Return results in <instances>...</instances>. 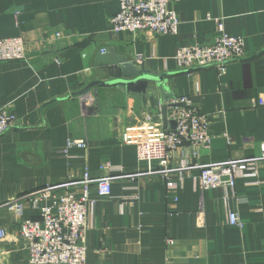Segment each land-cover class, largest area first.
Wrapping results in <instances>:
<instances>
[{"label": "crops", "instance_id": "0c3cea01", "mask_svg": "<svg viewBox=\"0 0 264 264\" xmlns=\"http://www.w3.org/2000/svg\"><path fill=\"white\" fill-rule=\"evenodd\" d=\"M119 6V0H0V39H24L27 54L26 61L0 63V110L16 118L0 136V205L46 186L79 182L86 169L93 179L106 176L100 167L110 163L122 171L112 174L111 197L93 196L87 264H264V165L257 179L238 178L233 191L201 192L194 169L174 202L166 180L142 175L136 146L122 141L123 132L137 131L145 114L155 129H172L164 122L163 106L189 97L206 116L212 140L200 148L186 143L174 153V167L259 155L264 0H171L169 8L181 21L175 36L112 32ZM217 20L228 35L243 39L247 57L225 75L216 68L179 70L178 50L214 42ZM101 57L127 58L139 71L168 76L150 82L142 94L120 85L80 94L94 81L112 80ZM70 139L84 140L87 149L66 155ZM230 212L238 214L243 228L228 224ZM23 220H40L29 200L21 218L0 210V228L9 232L0 241V264H28Z\"/></svg>", "mask_w": 264, "mask_h": 264}, {"label": "built area", "instance_id": "2783aa9c", "mask_svg": "<svg viewBox=\"0 0 264 264\" xmlns=\"http://www.w3.org/2000/svg\"><path fill=\"white\" fill-rule=\"evenodd\" d=\"M170 1L119 0V12L111 19L112 32L177 35L181 21L177 12L169 8ZM217 26L219 33L214 42L178 50L175 61L179 70L188 72L216 68L225 75L230 65L247 57L243 39L228 35L223 21L217 20ZM26 60L24 39H0V63ZM58 64L61 62L58 61ZM259 104L264 106V100L261 99ZM167 120L168 124L174 122L175 128L168 126L158 130L151 126L152 117L145 114L137 131L126 129L123 132L122 141L136 146L138 167L141 168L142 175L159 176L166 180L168 193L174 196V202L177 201L175 193L194 169L199 170L198 176L193 179L201 192L221 188L233 191L236 180L241 176L258 178L259 168L264 165V143L260 145V154L252 158L198 167L184 161L174 167L172 157L186 143L193 148H200L208 146L212 137L208 132L206 116L193 106L189 97H179L169 102ZM15 123L16 118L12 114L6 109L0 110V136L11 130ZM87 147L84 140L70 139L63 152L68 155L73 148ZM121 169L104 163L100 172L108 173L106 176L93 179L86 169L79 182L46 186L0 205V210H8L18 218L22 217L26 200L31 201L40 211V220H23L20 224L28 264H87L85 237L88 214L96 202L93 196L111 197L112 183L116 179L112 174L122 171ZM228 224L243 228L236 212L229 213ZM8 236L9 232L0 228V241L6 240ZM168 243L174 244L173 240Z\"/></svg>", "mask_w": 264, "mask_h": 264}, {"label": "water", "instance_id": "95a60500", "mask_svg": "<svg viewBox=\"0 0 264 264\" xmlns=\"http://www.w3.org/2000/svg\"><path fill=\"white\" fill-rule=\"evenodd\" d=\"M99 60L101 61V64L105 66L104 68L108 70L110 76L113 77L112 80L94 81L81 91L80 94H86L94 88L98 90L99 87H112L118 85L127 88L130 92L142 94L147 92L150 82L161 83L168 76H155L154 74H150L144 70L139 71V69L127 58L118 62H108L106 57H101ZM167 110L168 106H163L162 112L165 123H168ZM171 125L172 129H174L175 123L171 122Z\"/></svg>", "mask_w": 264, "mask_h": 264}, {"label": "bare ground", "instance_id": "6f19581e", "mask_svg": "<svg viewBox=\"0 0 264 264\" xmlns=\"http://www.w3.org/2000/svg\"><path fill=\"white\" fill-rule=\"evenodd\" d=\"M120 7V6H119ZM45 40V39H44ZM31 44V43H30Z\"/></svg>", "mask_w": 264, "mask_h": 264}]
</instances>
